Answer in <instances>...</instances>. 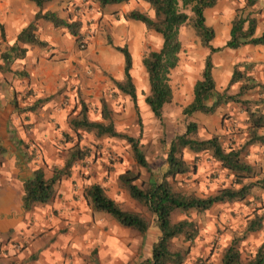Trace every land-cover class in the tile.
Listing matches in <instances>:
<instances>
[{
    "label": "rangeland",
    "instance_id": "374dc122",
    "mask_svg": "<svg viewBox=\"0 0 264 264\" xmlns=\"http://www.w3.org/2000/svg\"><path fill=\"white\" fill-rule=\"evenodd\" d=\"M58 2L57 7L60 10L58 13H63L64 18L69 21L82 22L83 27L80 43H77L66 29L55 27V30L42 29L47 38H52V42L57 45L39 47L40 57L45 62H54L53 66L59 68L62 84L57 90H53L54 94L51 97V99L59 97L54 107L56 110L42 111L41 105L48 103L45 102L34 111H30L29 108L33 107L38 99L32 95L33 93L27 92L18 98L11 124L16 126L15 134L19 135L20 132L24 140L21 151L30 164L35 161L39 165L40 158L49 155L52 163L41 168L50 177L54 167L63 166L68 149L79 143L87 155L85 159L75 164L71 174L59 184L63 182L68 184L73 194L72 200L84 204L82 207L90 210L92 207L85 197V190L93 184H100L108 196L124 210L140 213L150 222L151 226L145 235L133 229H125L127 230L125 234L136 245L130 264H137L140 260L152 257L153 246L161 237V231L156 218L146 207L134 201L124 189L119 180L120 175L127 170L141 174L139 185L151 179L159 180L167 171V157L172 141L178 135L186 133L190 122L198 124L200 140L218 135L227 150L243 148L249 138L247 107L256 110V102L264 98V89L258 87L242 96L241 100L248 102L247 105L229 102L222 105L213 115L197 112L187 116L184 110L194 100V87L201 79L206 60L211 54L210 48L203 45L196 31L187 25L180 32L182 42L180 61L171 73L173 102L164 107L163 118L160 120L152 114L145 101L150 93V85L142 60L150 51L161 49L162 37L148 30L144 24L125 18L126 13L135 9L153 18L154 11L150 5L142 0H131L129 3L106 7H102L94 0ZM244 6L245 0H219L213 8L206 9V23L216 33L215 39L210 43L211 47L223 48L226 45L230 38L235 12ZM187 13L191 14L190 11ZM260 22L264 25V8L260 18L258 17L257 36L264 33V27H260L259 30ZM126 44L134 57L132 76L137 88L136 103L129 96L119 92L115 85V81H122L124 78V58L114 47ZM3 49L4 47H0V56ZM211 55L214 65L213 77L218 92H227L229 95L239 93L241 83L229 86L236 69L261 84L260 76L264 77V45H248L238 50L223 49ZM48 97L46 94L41 98L45 100ZM102 100L113 111L116 130L122 137L98 138L95 134L83 131H80L79 135L76 134L70 126V120L80 112L82 104H87L91 120L101 121ZM212 102L213 100L210 101ZM37 126L39 130L43 129L42 133L49 132L53 146L47 144L42 149L37 146L35 143L38 139V136L35 137ZM261 132L264 133V130ZM127 137L138 141L150 171L137 164ZM244 154L247 162L255 167V177L245 180V183L263 179L264 146H249L244 150ZM259 155L263 156V160ZM185 159L190 165V171L171 180L176 191L209 197L222 188L234 186L233 175L213 158L212 153L195 155L186 150ZM58 191L56 198L65 197L64 193L59 196ZM55 199L51 202H55ZM62 212L54 209L53 215L60 220L59 234L64 235L67 230L61 227L65 220L61 217ZM94 213L98 218L103 217L106 225L115 221L106 213ZM257 215L264 218V188L261 187L254 188L244 201L217 204L204 213L177 211L173 214V221H192L198 233L193 241L181 237L174 240L172 246L190 247V255L185 264H221L224 250L235 238H242L240 246L244 256L254 254L264 245V226L255 233L247 234L246 230L249 222ZM59 234H55L54 237L49 235L51 247L61 256L58 260L62 262V258L68 259L70 264H77L76 258L72 255L67 256L69 238L65 236L66 234L64 237H57ZM39 247L33 245L34 249ZM90 254L91 256L87 258L90 261L94 260L97 253Z\"/></svg>",
    "mask_w": 264,
    "mask_h": 264
},
{
    "label": "trees",
    "instance_id": "16d2710c",
    "mask_svg": "<svg viewBox=\"0 0 264 264\" xmlns=\"http://www.w3.org/2000/svg\"><path fill=\"white\" fill-rule=\"evenodd\" d=\"M54 0H34L40 11L35 16V21L24 28L18 36L17 43L7 52L2 54L4 60L24 59L29 51L25 46L45 47L47 44L38 37L37 22L44 20L51 23L55 28L66 29L77 43L81 42L83 27L82 22L69 21L63 18L58 12H42L45 4ZM131 0H94L102 7L129 3ZM150 5L154 11V17L137 9L126 13L125 18L130 21L140 22L148 30L154 31L162 37V47L158 51H150L144 56L142 63L147 72L150 93L146 97V104L152 114L163 118L164 107L173 102V88L171 85V73L177 68L182 51L180 32L184 26H191L205 47L210 48L211 54L223 49L238 50L244 46H263L264 33L257 36L258 21L253 17V9L257 0H245V6L238 8L232 20L230 38L223 48H214L210 43L215 39V30L206 23L205 11L213 8L219 0H142ZM190 11L191 14L187 13ZM1 37L5 38L4 28L0 24ZM124 58V78L122 81H115L119 92L129 96L135 103L137 100V88L132 76L134 57L130 47H114ZM209 55L201 79L194 87V100L184 112L192 116L197 112L204 114H215L218 109L229 102L249 104L241 100L250 91L264 86L257 83L246 73L236 69L232 75L229 86L241 83L240 91L236 95H229L227 92L217 91L216 82L213 77L212 55ZM51 97L39 99L34 106L29 108L34 111L42 103L50 101ZM213 100L212 103L210 101ZM262 104V106H261ZM17 106V105H16ZM256 110L247 107L248 118V140L241 149H226L222 144L220 136L216 135L210 139L200 140L198 138L199 126L195 122L187 125L186 133L178 135L172 141L168 157L167 171L159 180L151 179L149 182L138 184L141 174L127 170L120 175L119 180L130 197L146 207L156 218L157 226L161 231V237L153 246V253L150 259L140 264H185L189 255L190 247L175 248L172 246L174 240L185 237L187 241H193L197 235L194 222L182 220L173 221V214L177 211H195L204 213L217 204L235 203L247 199L256 187L264 188V178L256 182L245 183L255 177V167L247 162L243 155L244 150L253 145H264V98L255 104ZM72 130L79 135L80 131L95 134L96 137H122L116 130L113 119V111L108 104L102 100L101 121H93L89 117L87 104H82L80 112L70 120ZM71 139L70 136H68ZM133 148L137 164L150 171L148 162L140 149L138 141L134 138H126ZM79 140L81 137L79 136ZM71 141V140H70ZM189 150L195 155L210 152L213 158L228 170L234 177L231 187L220 189L215 195L200 197L194 194H184L174 189L171 180L190 171V165L185 159V151ZM87 153L80 147L79 143L73 144L67 151L62 167H54L52 176L46 177L45 171L38 168L33 171L30 179L24 182V195L22 204L25 211L33 210L38 204H48L56 198V187L71 174L75 164L85 159ZM239 186V187H236ZM85 197L94 212H102L110 215L121 226L133 229L145 235L150 222L140 213L124 210L115 200L110 198L105 188L100 184H93L85 190ZM264 218L257 215L247 227L246 233H255L264 226ZM242 238H235L222 254L221 264H264V245L256 253L244 256L241 251Z\"/></svg>",
    "mask_w": 264,
    "mask_h": 264
},
{
    "label": "crops",
    "instance_id": "0c3cea01",
    "mask_svg": "<svg viewBox=\"0 0 264 264\" xmlns=\"http://www.w3.org/2000/svg\"><path fill=\"white\" fill-rule=\"evenodd\" d=\"M58 1L45 4L42 12H60ZM263 8L264 0H257L253 8L255 10L251 11L257 21ZM39 11L34 0H0V24L5 33V38H2L0 29V47H4L2 54L16 45L21 31L35 21ZM60 14L64 18L63 13ZM37 26L39 39L50 44L48 47H56L52 38L48 39L42 31L43 28L55 30L54 26L44 20L38 21ZM260 27H264L261 22L259 30ZM25 47L29 51L24 59L8 61L2 59V54L0 56V264H70L68 259L62 258V262L59 261L61 256L51 247L49 235L54 237L59 234L60 224V220L53 215L54 209L63 211L61 217L65 220L61 227L67 230L64 235L69 238L67 256L76 258L77 264H130L136 245L125 234L126 228L116 221L106 225L103 217H96L92 210L82 207L84 204L74 202L68 184L63 182L56 187L58 195L64 193L65 197L59 199L57 196L55 202L38 204L28 212L23 208L24 182L31 178L34 170L47 166L52 160L46 154L44 158H40L39 165L35 161L31 164L27 161L21 151L24 140L20 132V136L15 134L16 126L11 124L14 109L18 98L27 92L33 93L38 100L46 94L53 97V90H57L62 84L59 68L53 66L54 62H45L40 57L39 46ZM260 77L263 85L264 77ZM58 100L59 97L52 98L41 105V110H56L54 107ZM42 132L43 129L39 130L37 126V146L41 149L47 144L53 146L49 132ZM260 133L264 135L263 132ZM255 146L261 147L260 144ZM259 156L263 160V156ZM64 235L60 233L57 237ZM33 245L40 247L34 249ZM90 253H97L94 260L87 258L91 256ZM145 260H140L137 264Z\"/></svg>",
    "mask_w": 264,
    "mask_h": 264
}]
</instances>
